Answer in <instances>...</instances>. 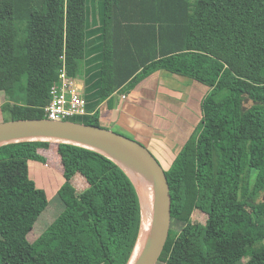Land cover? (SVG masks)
<instances>
[{
	"label": "trees",
	"instance_id": "16d2710c",
	"mask_svg": "<svg viewBox=\"0 0 264 264\" xmlns=\"http://www.w3.org/2000/svg\"><path fill=\"white\" fill-rule=\"evenodd\" d=\"M102 4V102L160 70L208 88L198 126L169 168L162 165L172 220L184 226L170 229L158 263L264 264V0ZM88 7L89 0H0V90L25 94L4 102L5 121L47 118L64 65L80 78ZM83 121L101 127L99 114ZM52 148L62 211L30 240L51 204L33 165L47 164ZM141 228L134 183L103 154L42 141L0 147V264H129Z\"/></svg>",
	"mask_w": 264,
	"mask_h": 264
},
{
	"label": "crops",
	"instance_id": "0c3cea01",
	"mask_svg": "<svg viewBox=\"0 0 264 264\" xmlns=\"http://www.w3.org/2000/svg\"><path fill=\"white\" fill-rule=\"evenodd\" d=\"M99 2V0H92V4L96 6L92 7L89 16L87 54L83 61L85 72L83 76L77 78L79 82L81 80L79 85L84 90L82 93L88 102V115L78 118L85 119L99 114L100 123H112L130 130L148 146L154 145L156 152L165 162L168 153L174 149L177 150L178 147L175 144L178 143L182 146L198 126L201 119V102L207 94L208 88L191 78L160 70L147 77L132 91L117 92L102 102L99 96L100 72L97 74V70L94 73L91 63L94 52L100 48L98 56H101V61L99 60V64L96 66L101 70L103 45H101L102 36L100 35L103 32V27ZM90 53L91 57H89ZM115 97L117 99H113ZM4 98L0 91V123L4 122L2 111ZM168 135L175 138L165 141ZM154 140H161L159 141L160 145L153 144ZM175 157L176 155L173 159Z\"/></svg>",
	"mask_w": 264,
	"mask_h": 264
},
{
	"label": "water",
	"instance_id": "95a60500",
	"mask_svg": "<svg viewBox=\"0 0 264 264\" xmlns=\"http://www.w3.org/2000/svg\"><path fill=\"white\" fill-rule=\"evenodd\" d=\"M246 104V108H248ZM42 141L71 144L96 151L114 161L134 183L142 208L139 188L123 165L145 178L154 191L150 230L136 254L140 236L129 264H158L167 244L172 222V197L166 172L158 159L140 142L103 127L74 121L20 119L0 123V147L21 142Z\"/></svg>",
	"mask_w": 264,
	"mask_h": 264
},
{
	"label": "rangeland",
	"instance_id": "374dc122",
	"mask_svg": "<svg viewBox=\"0 0 264 264\" xmlns=\"http://www.w3.org/2000/svg\"><path fill=\"white\" fill-rule=\"evenodd\" d=\"M99 1H100L99 7H100V10H102V6H103L102 0H99ZM190 1L192 3V6H195V4L197 3L198 0H190ZM95 6H96L95 4L94 5L92 4V0H89V7L88 8H89V14L90 15L92 12V7H95ZM25 35L26 34H24L23 32H20L19 36L24 38ZM100 36H102V34ZM102 44H103V42H102ZM98 52L100 53V48H98L97 52L96 51L94 52V56L92 57V62H91L92 66L94 67L93 72L95 73L98 70L97 74H99L100 68H98L96 65L99 64V60L101 61V56H98ZM91 53H92V47H91ZM91 53L89 54V57L92 56ZM86 54H87V50H86L85 55ZM83 65L81 66V72H80L81 76H83V73L85 72V68ZM75 81H76L77 85H79L81 82V80L79 82V80H77V79H75ZM81 91L83 92L84 90H81ZM1 92L5 97L4 102L7 101V102H11L13 104L20 102V100L25 97V94H24L23 90L21 89V87H19L16 91L14 90V92L12 94H9V95L6 94L4 91H1ZM113 99H117V97H115ZM3 118H4V116H3ZM7 119H10V116ZM71 120L77 121V122H84L83 119H79V118H72ZM100 125H101V127L105 128V129L115 131L117 133L125 135V136H127L131 139H134V140L140 142L141 144L145 145L149 149V151L158 159V161H160V163L163 166L166 165L167 168H169V164L173 160L174 155H176L178 153V151L180 150L179 148L182 147L178 143L177 144L174 143L178 147L177 150L174 149V151L169 152L167 159L164 162L162 157L156 152L154 145L151 144L148 146V144H146V143L142 142L140 139H138L137 135H135L132 131L123 129V128L118 127L117 125H114L112 123L106 124L104 122H101ZM169 138H175V137L168 135L165 138V141H168ZM159 141H161V140H158V141L154 140L153 144L160 145ZM170 142H173V141L170 140ZM174 147H176V146H174ZM48 156L49 157H48V163L47 164L43 165L41 163H38L36 165H33L32 174H33V178L37 180L39 186H41L45 190H47V192L49 194V198L51 200V204L48 207V209L46 210V212L43 213L40 216V218L38 219V221L36 222L34 230L29 235L30 240L38 239L41 236V234L48 228V226L53 222V220L62 211V205L59 201V198L57 195V190H58L61 182L63 181V177H62V175L58 169V166H60V163L58 162V156H57L56 149H54V148L50 149L48 151ZM78 184H80V181H78ZM263 198H264V195H263ZM195 220L198 223L203 224L206 222V217L204 214L197 212V213H195ZM183 226H184V223L178 222L176 220H172V222H171V229L176 231V232L181 231ZM158 264H160V263H158Z\"/></svg>",
	"mask_w": 264,
	"mask_h": 264
},
{
	"label": "built area",
	"instance_id": "2783aa9c",
	"mask_svg": "<svg viewBox=\"0 0 264 264\" xmlns=\"http://www.w3.org/2000/svg\"><path fill=\"white\" fill-rule=\"evenodd\" d=\"M81 90L75 79L68 76L64 65L58 82L50 90L51 102L45 108L47 119L69 121L72 118L87 116L88 102Z\"/></svg>",
	"mask_w": 264,
	"mask_h": 264
},
{
	"label": "bare ground",
	"instance_id": "6f19581e",
	"mask_svg": "<svg viewBox=\"0 0 264 264\" xmlns=\"http://www.w3.org/2000/svg\"><path fill=\"white\" fill-rule=\"evenodd\" d=\"M122 165L128 171H130V174L134 178L139 188L141 198H142L143 223H142V228H141L140 240H139L138 247L136 250V254H137V253H140V251L142 250L144 243H145L146 234L150 230V226L152 222L153 204H154V191H153L151 184L145 178L133 173L131 168H129L127 165L123 163Z\"/></svg>",
	"mask_w": 264,
	"mask_h": 264
}]
</instances>
